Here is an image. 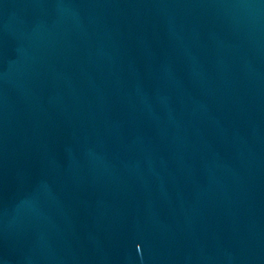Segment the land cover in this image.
Returning <instances> with one entry per match:
<instances>
[{
  "label": "water",
  "instance_id": "water-1",
  "mask_svg": "<svg viewBox=\"0 0 264 264\" xmlns=\"http://www.w3.org/2000/svg\"><path fill=\"white\" fill-rule=\"evenodd\" d=\"M0 264H264V0H0Z\"/></svg>",
  "mask_w": 264,
  "mask_h": 264
}]
</instances>
